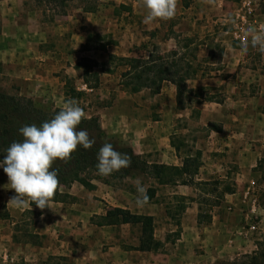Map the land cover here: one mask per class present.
<instances>
[{
	"label": "crops",
	"instance_id": "crops-1",
	"mask_svg": "<svg viewBox=\"0 0 264 264\" xmlns=\"http://www.w3.org/2000/svg\"><path fill=\"white\" fill-rule=\"evenodd\" d=\"M22 2L24 0H0L4 14L9 17L19 14ZM100 2L101 10L89 14L91 17L83 13L81 28L74 30L69 29V24L64 31L55 30L51 34L41 29L27 30L19 26L18 21L6 23L7 19L4 20L0 63L6 75L19 82L21 95L41 96L43 93L46 99L51 98L55 94L54 86L58 87V78L53 72L63 68L58 56L51 58L55 52L50 54L40 49V45L29 44L27 37L54 38L56 42L58 38L62 40V36L73 35L74 38L76 35L81 40L71 43L70 48L77 50L87 43V31L107 27L106 33L112 32L114 39L119 40V47L107 48L109 53L137 57L135 51L142 46L146 47V53L141 56L149 57L153 51L149 46V33L160 28L161 19L144 22L147 9L143 0ZM223 3L224 0H192L186 7L183 0H178L176 9L185 15L194 12L201 18L224 15ZM108 9L112 10V17L107 16ZM256 14L264 19V11L257 9ZM165 41L170 44L165 52L176 49L174 38ZM245 54L243 48L226 47L222 69L213 77L201 75L187 81L189 89L196 85L225 89L222 103L201 102L196 107L198 114L189 105L178 109L177 89L170 81L163 83L159 95L143 99L138 97L142 91L134 97L122 94L117 74L100 78L97 88L89 87L82 79L80 88L92 98L89 106L94 102L88 109V117H99L107 134L118 136L149 163L182 166L185 155L182 151L177 153L172 136L196 133V130L198 133L200 125H216L195 142V148L202 151V166L194 178L195 184L158 185L156 182L155 198L138 206V194L132 188L90 179L93 187L79 183L63 185L61 192L76 200L52 201V211L41 210L34 204L28 208L8 204L16 193L10 190L8 177L0 169V211L6 213L0 218V264H4L6 253L21 264H49L51 261L59 264H224L263 248L264 205L255 188L258 204L252 212L255 206L249 190L260 178L255 168L264 154V73L245 67ZM252 84L255 92L251 94ZM178 122L182 125L177 128ZM216 177L228 181L232 188L221 193L218 203L207 204L198 184L210 183ZM111 208L152 216L154 237L162 243V248L158 251L138 249L142 236L140 225H102L101 218ZM201 211L208 212L210 222L199 223ZM254 224L256 230L250 229Z\"/></svg>",
	"mask_w": 264,
	"mask_h": 264
},
{
	"label": "rangeland",
	"instance_id": "rangeland-1",
	"mask_svg": "<svg viewBox=\"0 0 264 264\" xmlns=\"http://www.w3.org/2000/svg\"><path fill=\"white\" fill-rule=\"evenodd\" d=\"M192 0H183V6L188 7L189 2ZM260 11H264V0H256ZM178 0H176V3ZM240 0H224L221 6L224 15H213L204 16L199 18L194 12L187 15L179 13L176 9V14L170 19H161L159 21L160 28L149 33L151 39L149 46L151 50H156L160 53L165 52L167 47H169V42L165 41L167 38H174V43L176 49L171 51H177V56L175 58L170 57V62L179 59L181 65L186 66L189 64L193 67L191 70V75L195 71V76L191 80L195 79L197 76L213 77V74L218 70L222 69V62L225 56L226 47L234 48H244L245 45L240 43L235 36L232 34L234 31V25L232 22V13L235 12L237 4ZM15 5V4H14ZM100 0H24L19 9V14L15 17L10 15H5L3 7L0 4V34L2 33V27L4 20L7 19L6 23H19V26L25 27L27 30L41 29L42 31L53 33V31H64L69 25V29L74 30L81 28V16L86 13L85 17H91V13H95L101 10ZM178 7V6H177ZM94 8V12H89L90 9ZM108 13V17H112V10ZM72 17L73 20H69ZM75 19H78L74 22ZM264 20V19H263ZM107 25V24H106ZM113 27V26H112ZM107 27H103L100 31L90 30L87 31L86 44L80 46L77 50L71 47V43H79L81 40L76 35L62 36V40H54V38H47L46 40L27 37V41L32 45H40V49H43L47 53L52 54L51 58L56 56L62 62L63 68L57 72H53L58 78V87L54 86L55 94L51 98L46 99L45 94L42 93L41 96L34 95H21L19 82L15 79H11L6 75V71L2 68L0 63V91L13 96H21L33 99L34 103L46 111H53L57 108L62 109L63 105L68 100H75L80 107H82L86 112V117L89 116V108H91L94 102H91L89 106V101H91V95L87 91L82 90L80 87L81 80L85 78V70L87 72V79L89 80L90 87L97 88L100 85V81L96 83L95 79L98 75L99 78L106 77L107 74L115 75L120 77V85L122 86V94L133 96L138 93H132L130 91L131 86L128 89L124 87L123 83L130 81V78H122V74L127 70L125 65V60H120L121 58H127L122 55L109 53L107 48L112 49L113 46L119 47V40L114 39L112 32L107 34ZM113 30V28H112ZM76 32V31H75ZM30 33V32H28ZM69 33V32H68ZM67 33V35H68ZM130 36V34L128 35ZM37 37V36H36ZM51 37V36H50ZM55 37V36H54ZM41 41V42H40ZM144 44V43H143ZM141 44V45H143ZM248 44V50L245 54L244 66L250 68L253 71L261 70L264 73V52H262L259 47L253 48L250 43ZM118 45V46H117ZM114 49V48H113ZM81 53H80V51ZM146 47H140V50H136L137 57L141 54H145ZM170 51V52H171ZM79 53V54H78ZM73 55V56H72ZM131 56L128 58H133ZM79 60L77 63H75ZM80 65L77 68V65ZM70 73V74H69ZM190 80V79H189ZM195 85L194 83H192ZM249 92L251 94L255 92L253 84L251 85ZM188 87V84H187ZM193 92L190 95L185 92L182 96L181 107L191 106L194 107V111L198 114L196 107L199 106L202 100V86H195ZM256 88V87H255ZM224 87L217 88L211 92L212 95H217L223 97ZM126 93V94H125ZM161 93V91H160ZM160 93L154 94L149 89L142 90V94L138 97H143L147 99L159 95ZM117 94V93H116ZM126 97V96H125ZM159 97V96H158ZM158 100L160 98H157ZM104 103V102H103ZM89 106V107H88ZM182 109V108H181ZM92 112H90L91 115ZM182 123L177 124V128L180 127ZM216 125L207 124V126H201L197 133H178L172 136L171 139L181 147L182 153L185 155L190 151L195 153V142L197 139H201L207 135V133L212 129L216 128ZM263 161L262 170L260 171V178L256 180V191L260 196V203L264 205V154L261 159ZM258 166V165H257ZM257 168V167H256ZM255 168V169H256ZM258 172V171H257ZM99 180V179H96ZM104 183L103 180H99ZM113 185L120 188H132L139 196L137 192L138 186L143 185L146 189L149 186H154L156 181L148 176L138 174L133 177L126 178L125 180H113ZM229 182L218 180L211 181L209 185L202 188L203 201L207 204H215L221 199V193L226 189L231 190ZM208 214V212L204 211ZM6 213L0 211V218L5 217ZM28 230L29 227L27 228ZM25 234V231L23 232ZM26 236V235H24ZM245 255L239 256L232 261L241 262L243 261ZM12 264H21L14 262ZM49 264H59L57 261H51Z\"/></svg>",
	"mask_w": 264,
	"mask_h": 264
},
{
	"label": "trees",
	"instance_id": "trees-1",
	"mask_svg": "<svg viewBox=\"0 0 264 264\" xmlns=\"http://www.w3.org/2000/svg\"><path fill=\"white\" fill-rule=\"evenodd\" d=\"M94 8L89 12H94ZM177 51L169 53H160L156 50L152 51L149 57L139 56L133 58H121L125 60L127 70L122 74V78H130V81L123 83L124 87L132 93H139L144 89L151 90L154 94L160 93L162 85L165 81H170L177 89V104L178 109H181L182 96L185 92L190 95L193 90L187 87V81L194 78V73H191L193 67L189 64L181 65V61L170 62L169 58H175ZM79 64L77 68H79ZM87 72L85 70L84 81L88 85ZM96 83L100 81L98 75ZM90 87V85H88ZM201 102H216L222 103L224 97L212 95L211 92L215 89L211 87H202ZM57 108L53 111H46L39 108L31 98L13 96L0 91V160L6 155V149L14 141H21L23 138L19 134V128L35 123L42 124L52 118L60 111ZM78 130H86L91 139L95 140V144L91 149H84L78 146V149L73 153L70 160L56 161L53 164V170L58 172L60 185L57 193L53 197V202H74L76 199L71 195L61 192V187L67 184L79 183L85 187H93L90 179H101L105 184L113 185V180H125L126 178L142 174L154 179L158 185H193L194 178L199 173L202 166V151L195 148V153L191 151L185 154L182 166H168L164 164L149 163L144 156L135 154L133 149L126 145L118 136L107 134L100 123L97 116L83 119L78 126ZM172 145L177 153L180 154L181 147L177 145L173 139ZM111 143L114 149L131 157V164L127 168H123L109 176H102L98 173L96 165L98 163L97 154L99 149L105 144ZM263 161H259L256 171L262 170ZM264 179V176L262 177ZM210 183L201 182L199 187L203 188ZM226 189L224 192H228ZM149 197L148 201L155 198L157 188L151 186L146 192ZM210 216L201 211L199 213V223L210 222ZM154 218L148 215L133 214L129 210L122 208H111L106 215L101 218L102 225H121L135 224L140 225L142 229L141 244L138 247L142 251H158L162 248V243L154 237L155 223ZM224 264H264V247L257 253L245 255L243 261L224 263Z\"/></svg>",
	"mask_w": 264,
	"mask_h": 264
},
{
	"label": "clouds",
	"instance_id": "clouds-1",
	"mask_svg": "<svg viewBox=\"0 0 264 264\" xmlns=\"http://www.w3.org/2000/svg\"><path fill=\"white\" fill-rule=\"evenodd\" d=\"M143 3L147 9L145 23L170 19L176 14V0H143ZM244 32L250 45L264 52V32L254 25H249ZM247 50L248 44H245L243 51ZM86 118L85 110L70 99L54 118L39 125L32 123L19 128L23 139L12 142L0 160V169L8 177L7 185L16 193L8 204L18 208L34 204L41 210H52L53 197L60 185L53 164L58 160H70L78 146L91 149L95 144L86 130H78L81 121ZM97 160L96 168L102 176H109L131 164V157L116 151L111 143H105L99 149ZM137 192V205L147 204L146 188L138 186Z\"/></svg>",
	"mask_w": 264,
	"mask_h": 264
},
{
	"label": "built area",
	"instance_id": "built-area-1",
	"mask_svg": "<svg viewBox=\"0 0 264 264\" xmlns=\"http://www.w3.org/2000/svg\"><path fill=\"white\" fill-rule=\"evenodd\" d=\"M256 0H240L238 7L236 8L235 12L232 14V23L234 25V31L232 34L235 38L242 43L243 45L249 43L248 39L246 38V34L244 29H246L249 25H254L259 31L264 32V20L259 19V15L257 16L256 12L259 7L257 6ZM256 184L255 182L252 183L251 189L249 193L253 197V202L255 208H252V212L256 211V206L258 204L257 195L254 193ZM256 224L251 225L250 229L256 230ZM4 264H12L15 262V259L9 254L6 253L3 255Z\"/></svg>",
	"mask_w": 264,
	"mask_h": 264
}]
</instances>
